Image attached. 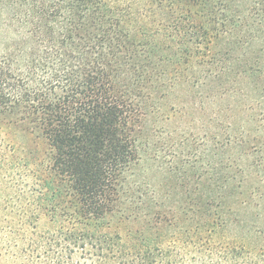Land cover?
I'll return each instance as SVG.
<instances>
[{"label": "trees", "instance_id": "16d2710c", "mask_svg": "<svg viewBox=\"0 0 264 264\" xmlns=\"http://www.w3.org/2000/svg\"><path fill=\"white\" fill-rule=\"evenodd\" d=\"M0 152L9 264H264V225L214 240L264 212V0H0ZM156 162L189 179L158 194Z\"/></svg>", "mask_w": 264, "mask_h": 264}, {"label": "rangeland", "instance_id": "374dc122", "mask_svg": "<svg viewBox=\"0 0 264 264\" xmlns=\"http://www.w3.org/2000/svg\"><path fill=\"white\" fill-rule=\"evenodd\" d=\"M204 146H201L199 150L201 152L203 151ZM1 153V152H0ZM207 155H203L200 158V161L196 164L187 165L188 168L190 166H193V169L197 170V173L201 175L202 178L210 177V176H218L220 173V166H219V156L216 155L214 158H212L209 165L206 164L207 157L209 156L208 150L205 152ZM209 158V157H208ZM259 157L251 156L248 158V160H245V167L248 168V173L251 176V184L252 186L259 187L260 190H264V160H257ZM197 159V158H196ZM206 159V160H205ZM210 162V163H211ZM193 163V162H192ZM146 167L140 172L141 177L145 178L146 180H150L152 184H155L158 186V194H161L162 196H165L168 192L170 182L172 184L181 183V181H185L186 179H189L190 172L188 171L187 166H178L175 164H164L161 162H156V165L150 164L145 165ZM172 169L171 171L169 169ZM186 168V171L184 172V169ZM170 179V180H169ZM12 182L8 181V179L3 178L2 173V157L0 155V226L2 224V213L4 209L10 210L11 208H17V204L15 196L16 193L11 188ZM191 183L185 185V186H176L175 190L176 192L173 193L174 201H179L180 195L183 196L186 191V186H190ZM190 188V187H189ZM180 192V193H177ZM245 221L247 226L252 225H264V212L261 211L260 207L257 205H252V207H248L244 209L243 206H241L238 211L234 208V211L231 212L230 219L227 222L228 226L227 229H219L214 234V240L215 241H223V242H229L232 244H244L247 245L249 241H247V238H249L247 235H243L242 229L243 228V222ZM245 233V232H244ZM243 236V237H242ZM245 237V238H244ZM2 249L0 248V264H9L5 262L7 258L3 255V252L1 253ZM5 260V261H4Z\"/></svg>", "mask_w": 264, "mask_h": 264}]
</instances>
